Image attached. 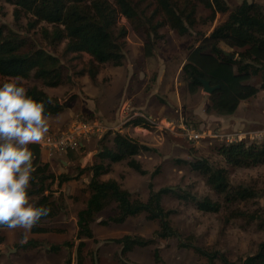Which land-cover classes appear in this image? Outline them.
<instances>
[{
    "label": "rangeland",
    "instance_id": "1",
    "mask_svg": "<svg viewBox=\"0 0 264 264\" xmlns=\"http://www.w3.org/2000/svg\"><path fill=\"white\" fill-rule=\"evenodd\" d=\"M223 1L228 11L217 12L213 17L210 9L197 3L196 24L188 28L186 35L180 36L164 26L157 30L158 36L151 37L149 42L143 32L148 26L135 29L123 16L117 17L115 34L118 35L120 31L126 33L121 40L125 52L123 65L134 62L133 76L143 68L144 71H148L145 77L141 75L140 78L132 79L134 90L138 93V96L135 94L134 97H146L147 106L149 105L151 110L145 111L144 115L148 118L152 115L151 121L157 122L156 127L149 125L150 129L149 127L147 129L154 135L162 136V141L160 140L158 145L149 138L143 140V136L139 137L141 141L137 139L139 143L142 142V145L150 149L142 150L135 156L146 174L135 172L124 160L111 164V171L102 175L100 179L116 180L122 189L130 193L132 200L144 202L148 200L150 192H157L163 188L172 189V192L163 195L161 204L165 211H170L168 222L175 234L165 238L157 236L155 233L161 230L159 222L147 219L145 214L128 217L121 224L110 222L109 218L117 213L116 204L112 202L96 215L91 223L93 238L78 239L76 236L78 227L76 230L71 217L76 210L78 212L84 208L89 195L87 185L91 173L84 169L99 161L96 155L102 145L112 147L113 132H115L109 118L112 110L110 111L108 107H111V103L105 102L102 104L103 107H99L100 102L95 101V97L109 83L108 77L113 71H120L117 74L120 77L123 66L115 67L111 64L99 66L96 75L97 79L101 80L98 85L93 81L94 77L88 75L92 70L89 55L64 53L65 42L55 46L49 45L42 38L40 29L43 27L51 29L50 25L40 23L35 28H30L29 22L32 18L27 14L22 15L19 21H15L14 7L0 0V27L4 35L11 32L18 35L22 40L20 49L23 51L33 52L41 49L59 59L63 84L57 88L47 87L41 80L33 78V71L30 78L18 81L26 89L36 86L59 103L65 104L61 113L48 120L49 125L61 123L71 112L85 124H98L97 120L102 122L100 130L79 140L85 143L84 146L77 145L73 149L61 151L65 154L63 159L68 162L67 167L55 160V172L60 171L61 174L71 177L68 182L63 183L61 191L57 190L59 187L54 183L48 192L50 199H56L55 202L59 207L55 217L59 215L58 217L63 220L62 216H65L64 221H66L61 226L66 227L68 238L62 243L61 248L58 246V249H54V254L61 256V264H223L221 261L223 257L230 262L241 263L246 257L257 253L259 244L264 241V163L250 167H234L219 155L218 149L235 143H243L246 146L264 145V74L261 72L246 82L256 87L258 92L253 97L240 101L235 111L226 115L214 107L213 99L218 100V95L214 94L216 91L207 94L201 87L190 89L181 73V68L192 49L196 48L215 27L224 22L229 12L244 0ZM247 1L261 5L264 10V0ZM141 9H145L148 15L153 9L152 0L143 1ZM159 19L157 17L155 21ZM220 47L227 54H236L240 51L228 48L224 44H220ZM145 58L150 60L154 58L160 68H164L163 78L157 84L155 80L158 73L153 71V64L151 66L144 64ZM5 82L11 80L0 78V85ZM172 96H175L174 101L170 99ZM175 102L180 103L181 107L175 105ZM66 107L70 110L67 111ZM175 109L177 111H174ZM133 110L124 109L120 113L127 118L136 109ZM139 117L141 116H135V118ZM181 125L200 132L202 138L196 141L189 140ZM237 132H241L242 139L234 138L233 142L227 141L225 137L222 139L213 137L218 133L234 135ZM59 153L55 152L58 157H60ZM202 158L214 168L226 169L230 184L233 187L249 188L254 193L253 197L243 201L227 202L224 195L215 192L208 184L206 177L190 167V162ZM50 171L53 172L51 168ZM58 191H60L59 195L56 194ZM178 195L194 197L196 200L207 198L217 202L220 209L218 212H203L197 209L194 201L185 200ZM29 201L35 204L38 197H31ZM44 224L47 227L53 225L50 222ZM4 233L5 238L0 235V246H3L0 260L2 257L4 259L8 248L21 249L23 245L21 241L24 236L19 241L15 230L7 229ZM126 235L150 242L146 246H136L122 254V245L117 243L116 239ZM4 239H7V242H4ZM81 242L82 247L79 246ZM13 255L14 253L8 254L9 262L12 261Z\"/></svg>",
    "mask_w": 264,
    "mask_h": 264
},
{
    "label": "trees",
    "instance_id": "2",
    "mask_svg": "<svg viewBox=\"0 0 264 264\" xmlns=\"http://www.w3.org/2000/svg\"><path fill=\"white\" fill-rule=\"evenodd\" d=\"M3 1L14 7L15 21H19L22 15L27 14L32 18L29 22L30 28H35L40 23L50 25L51 29L46 27L40 29L42 38L49 45L55 46L65 42L64 53L89 55L92 70L88 75L91 78L94 77V80L99 66L111 64L120 67L124 64L125 52L121 40L126 33L120 31L116 35L114 32L118 16H123L135 29L148 26L143 29V32L149 42L151 37L157 35V30L164 26L174 30L180 36L186 35L188 28L196 24L197 3L210 9L212 17L217 12L228 11L223 0H152L153 9L148 15L145 9H141V4L145 0ZM157 17L160 19L155 21ZM21 44L22 40L18 35L12 32L4 35L0 27L1 79L14 77L28 79L33 71V78L41 80L47 87L56 88L63 84L60 62L57 57L41 49L33 52L23 51L20 49ZM220 44L240 51L236 54L231 53L232 57H229L224 53ZM261 72L264 74V10L261 5L247 0L233 8L226 20L203 38L196 48L192 49L187 56L186 63L181 68V73L192 90L201 87L200 78L209 80L213 85H220L214 93L218 95V100L213 99V103L218 111L226 115L232 114L240 101L247 100L258 92L256 87L246 82ZM18 84L21 86L19 82ZM27 94L37 102L44 104L47 116L58 115L65 108V104L59 103L36 86L27 88ZM49 99L51 103H48ZM143 119L134 118L127 123L133 126H147L148 121ZM112 144L111 148L105 144L102 145L96 155L99 161L84 169L91 173V177L87 185L89 195L85 206L77 212V238H93L91 223L96 215L112 202L116 204L117 213L109 218L110 222L121 224L128 217L145 214L147 219L159 222L161 230L155 233L157 236L165 238L175 234L168 222L170 211H165L161 204L163 195L172 192V189L163 188L157 192H150L148 200L144 202L132 200L130 193L122 189L116 180L100 179L102 175L111 171V164L124 160L135 172L141 175L146 174L135 156L142 150H150L148 147L139 143L137 139L119 132H113ZM29 150L33 154L34 171L28 188V196L29 198L38 197L34 205L49 210L46 216L41 217L39 224L42 220L55 217L59 209L55 202L56 199H50L49 188L55 182H57V187H60L71 177L65 174L56 176L51 172L49 164L41 161V150L38 145H29ZM218 153L234 167H250L264 163V145L246 146L243 143H235L222 146L218 149ZM189 165L194 171L206 177L208 184L215 192L224 195L227 202L243 201L254 195L249 188L233 187L229 182L227 170L212 167L204 158L190 162ZM181 196L178 195L180 198ZM182 197L185 200L194 201L197 209L203 212H218L220 209L217 202H212L207 198L196 200L186 195ZM38 224L31 231L33 233L46 232V229L38 227ZM116 242L122 245L121 252L125 254L136 246H146L150 241L126 235L116 239ZM35 244L38 242L30 240L22 247L27 248ZM79 246L82 247L83 243L81 242ZM221 261L223 264H264V241L259 244L255 255L246 257L241 263L230 262L224 257Z\"/></svg>",
    "mask_w": 264,
    "mask_h": 264
},
{
    "label": "clouds",
    "instance_id": "3",
    "mask_svg": "<svg viewBox=\"0 0 264 264\" xmlns=\"http://www.w3.org/2000/svg\"><path fill=\"white\" fill-rule=\"evenodd\" d=\"M20 79L0 85V226L27 232L49 211L30 203L28 196L34 171L29 145L44 140L49 117L44 104L17 83Z\"/></svg>",
    "mask_w": 264,
    "mask_h": 264
},
{
    "label": "crops",
    "instance_id": "4",
    "mask_svg": "<svg viewBox=\"0 0 264 264\" xmlns=\"http://www.w3.org/2000/svg\"><path fill=\"white\" fill-rule=\"evenodd\" d=\"M144 64L145 65L147 64L146 66H148V64L150 66L153 64V67H152L153 71L154 72L156 71L158 73L156 75L155 84H157V82H160V80H162V78H163L162 71H164V68L161 69L160 65H158V63L156 62V60L154 58L152 60L145 58ZM133 68H134V62H127L126 65H123V68H122L123 71H122L120 77L117 75L120 71H117V72L113 71V74L110 75V77H108L110 79V81L108 80L109 83L106 84V87L104 88V90L99 91L98 96L95 97V101L97 100L98 102H100L99 107H103L102 104L105 102H107L108 104L111 103V107H108V109H110V111L112 110L109 118H111L112 129L115 132L126 133L127 135H129L133 138H136L139 141L142 140L139 137L143 136V140L149 138L150 140L156 141V143L159 145L160 140L162 139V136L152 134L153 132H150L147 129L148 127L150 129V126L148 125V123H147L148 127L143 126V125L133 126L132 124L127 123L128 119L130 118V115H129V117L125 118L122 116L123 114L120 113L121 110H124V109H126V111L127 110L134 111L133 109H136L133 114L136 113L137 115L145 116L144 112L151 110L150 106L149 105L147 106L148 102H147V99H145L146 98L145 96H144L145 98L134 97L135 94L138 96V93L136 92V90H134V85L132 82V79H134L135 77L140 78L141 75H142V77L143 76L145 77V73H147L148 71H144L145 69L143 68L144 70L143 69L138 70V73L133 76V74L135 73V70ZM154 78H155V75H154ZM99 80H101V79H97V75H96L94 82H96L99 85ZM100 84H101V81H100ZM154 87H156V85ZM98 90H99V88H98ZM119 94H120V96H119ZM170 99L172 101H174L175 96H172ZM174 104L177 106L179 105L181 107L180 103L177 104L175 102ZM121 105H123V106H121ZM120 106L122 108L119 111ZM66 109H67V107H66ZM68 110H70V109H67V111ZM174 111H177V109H175ZM149 116H150L149 118H151L152 115H149ZM48 117L50 119L51 117H54V116H48ZM145 117H147V116H145ZM163 117H165V116H163ZM140 118L143 119L142 117H140ZM78 121H81V120L78 119V116L75 115V113L71 112L68 115H66V118L63 119L61 121V123L50 124L48 132H56V131L63 130V129L64 130L69 129L74 123H76ZM166 121H168V120H166ZM96 122H101V121L97 120ZM162 122H164V121L162 120ZM62 126H65V127H62ZM60 128H62V129H60ZM155 129H157V128H155ZM129 132H132V134H130ZM150 135H152V136H150ZM154 136H156V137H154ZM82 144L84 146L85 143H81L80 144L81 147H82ZM155 148H159V147H155ZM82 152H83V150H82ZM59 155H60V157H58V154H55V152H50L47 150H41V161L43 163H48L49 168L52 169L53 173L56 176L60 175L61 172L60 171L55 172V169H54V166H56L55 160H58L64 167H67V165H68V162L64 161V159H63V155H65V154L60 152ZM55 184H57V182H55ZM63 186H64V184H62L57 190L61 191V188ZM60 191H58V193H56V194L59 195ZM32 198H36V197H32ZM58 216L51 218V219L42 220V222H40L38 224V227L45 228L46 232L33 233L31 230L25 232V230L21 229V228L13 229V230H15L17 238L19 237L18 238L19 241L24 236L21 243L25 244L27 241L34 240V241H37L38 244H35L31 247L28 246L27 248L21 247V249H17V248L10 249V248H8V253L4 254V259H3V257L1 258L0 264H10L11 262H12V264H56V263L61 264V262H62V260L60 261L61 256H59V254H54L55 253L54 249H57L56 247H58V246L60 248L62 247L61 245H62V243H64L67 240L68 234L66 231V227L61 226V224H65V222H66V221H64L65 216H62L63 220H61V218H59ZM71 220L74 224L75 229L77 230V228H76L77 227L76 226L77 225V210H76V213L74 214V216L71 217ZM45 222H50V224H53V225H51L50 227H47L44 224ZM54 224H57V225H54ZM7 229L8 228H6V227L0 228V235L3 238L6 237V235H4L5 234L4 232ZM4 242H7V239H4ZM6 248H7V246H6ZM0 251H1V254H3V246H0ZM9 253H14V255L12 256L13 259L11 262L8 261V260H10L8 258ZM59 253H61V251H59Z\"/></svg>",
    "mask_w": 264,
    "mask_h": 264
},
{
    "label": "built area",
    "instance_id": "5",
    "mask_svg": "<svg viewBox=\"0 0 264 264\" xmlns=\"http://www.w3.org/2000/svg\"><path fill=\"white\" fill-rule=\"evenodd\" d=\"M135 116H139L136 113L130 115V118L128 119L127 122L131 121L132 119L135 118ZM142 118L146 119L148 121L149 125H155L156 127V121H151V118H146L145 116H141ZM98 123V122H97ZM184 125H181V128L185 132V135L189 140H199L202 138V135L200 132H195L192 129L183 127ZM100 127H102V123L99 122L98 124L93 123V124H85L81 121H78L74 123L69 129L66 130H59L56 132H48L44 140L40 143H34L39 146L40 150H47L50 152H61V151H67L68 149H73L77 145L80 146L82 138H87L88 135L94 133V131L100 130ZM102 129V128H101ZM241 132L234 133V135H222V134H216L213 135V137L218 138L223 137L226 138L227 141L232 140H239L242 139L240 138ZM235 138V139H234Z\"/></svg>",
    "mask_w": 264,
    "mask_h": 264
},
{
    "label": "water",
    "instance_id": "6",
    "mask_svg": "<svg viewBox=\"0 0 264 264\" xmlns=\"http://www.w3.org/2000/svg\"><path fill=\"white\" fill-rule=\"evenodd\" d=\"M225 54L229 57H232L230 54H227V53ZM199 81L201 83L202 91L207 94H211L220 88V85H211V82L207 79L200 78Z\"/></svg>",
    "mask_w": 264,
    "mask_h": 264
}]
</instances>
